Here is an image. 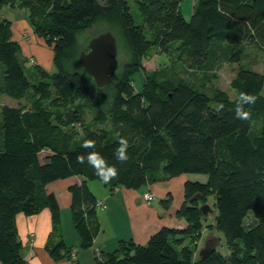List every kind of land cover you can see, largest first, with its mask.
I'll list each match as a JSON object with an SVG mask.
<instances>
[{"label": "trees", "instance_id": "obj_1", "mask_svg": "<svg viewBox=\"0 0 264 264\" xmlns=\"http://www.w3.org/2000/svg\"><path fill=\"white\" fill-rule=\"evenodd\" d=\"M180 1L0 0V90L17 100L1 106L0 264H27L17 214L47 207L59 232L60 206L48 184L71 176L81 178L69 186L73 224L81 245H93L97 197L88 182L101 180L91 166L76 161L91 151L81 147L86 139L96 140V150L119 168L118 179L101 181L110 190L184 173L208 176L185 182L179 211L188 221L185 228L164 226L146 244L122 240L114 250L98 252L97 264H264V74L244 62L249 47L264 56V0H196L189 19ZM5 6L25 7L37 35L52 47L56 70L36 63L37 82L26 75ZM111 15L132 59L116 79L110 102L98 103L89 123L90 75L79 64L77 35ZM153 49L170 63L145 70L142 59ZM227 62L237 65L233 96L207 87ZM139 70L145 80L137 91L133 75ZM240 92L259 97L248 121L234 115ZM219 104L224 108L217 113ZM120 136L131 145L125 163L114 159ZM207 202L216 209L214 221L200 210ZM205 228L223 231L226 253L216 249L200 259L196 241ZM46 247L56 259L73 252L62 238Z\"/></svg>", "mask_w": 264, "mask_h": 264}, {"label": "crops", "instance_id": "obj_2", "mask_svg": "<svg viewBox=\"0 0 264 264\" xmlns=\"http://www.w3.org/2000/svg\"><path fill=\"white\" fill-rule=\"evenodd\" d=\"M187 180L186 175L183 174L149 183L140 188L117 187L110 190L111 195L106 192V189L99 194L97 192L95 194L97 202L103 201L104 205L96 204L94 253L112 251L122 240L146 244L150 236L164 226L185 228L188 221L180 215L179 211L185 201L184 185ZM80 182L79 176H71L48 184V190L54 192L58 199L60 210L63 207L69 209L67 214L70 211L72 223L69 186ZM146 191L154 194L152 200L147 201L143 198V193ZM60 219L62 221L61 213ZM16 223L19 235L25 243L24 258L27 264H77L80 262L79 251L75 247L77 243H81L80 234L77 232L78 236L75 234L71 240L65 238L63 232H55L56 228L53 226L49 208L45 207L39 213L31 215L19 213L16 216ZM60 238L67 246L75 250L74 256H70V252L63 250L67 252V257L72 258L56 259L48 252L47 244H55ZM202 239L203 234L196 241L198 252Z\"/></svg>", "mask_w": 264, "mask_h": 264}, {"label": "rangeland", "instance_id": "obj_3", "mask_svg": "<svg viewBox=\"0 0 264 264\" xmlns=\"http://www.w3.org/2000/svg\"><path fill=\"white\" fill-rule=\"evenodd\" d=\"M196 0H181V11L183 12L186 19L191 17L193 5ZM135 6L134 2H132ZM3 13L5 17L9 18L12 21V30H13V39L17 38V41L21 45L22 53L21 56L24 58V68L26 71V75L32 82H37L40 79V76L36 70L35 64H40L44 69L49 72H53L56 70L53 63V50L52 47L46 43L43 37L37 35L34 26L31 24L29 19V11L25 7H10L5 6L3 8ZM2 13V14H3ZM114 15H111L110 18H97L93 24L80 31L77 35V45H78V57L82 50L87 48V45L93 37L99 35L100 33H104L106 31H110L116 38L117 43V59H118V69L113 76V80L104 86H97L93 77H89V92L90 99L87 101L86 107V121L90 123L92 115L96 108L102 104V107L107 105L111 100V95L116 85V79L120 77L122 71L129 64L132 59L131 52L127 46V43L122 35L121 29L119 27L118 22L115 19ZM244 62L252 67L253 69L264 74V56H262L255 48L249 47L245 51ZM79 60V59H78ZM170 61L168 57L164 54H160L155 49L152 50L151 54L147 57H143L142 64L145 70H153L160 66L169 64ZM80 64V62H79ZM237 65L234 63H224L222 66L216 70V76L212 77L208 82V88L220 87L223 90L229 92L232 96L234 95L233 89L230 87L231 79L233 78L236 72ZM181 74V70H179ZM184 73L185 76H188L192 79L199 78V74H191ZM145 80V75L143 70H139L133 75V85L135 89L142 90L143 84ZM2 83V64L0 62V85ZM17 100L8 96L7 94L1 92L0 90V127H1V106L4 103H8L10 105L16 104ZM100 103V105H98ZM93 111V113H92ZM2 142L1 132H0V143ZM183 175V174H182ZM186 178L189 180H198L205 182L207 180V174L205 173H184ZM89 187L94 192V194H99L106 189V192H109L111 195L109 187L105 186L99 180H89ZM158 200V199H157ZM208 202L213 205L214 197L209 196ZM65 207L61 208L60 213L62 217L61 224L59 225V231L65 235L67 239H73V236H78L77 231L75 230L72 220L70 219V211H68ZM57 230H55L56 232ZM210 232H213L219 239V244L217 246V250L223 253L228 251L226 238L222 230L205 228L203 230V239L201 242V247H203L204 242L208 239ZM80 240H82L80 238ZM79 251L80 262L77 264H97L95 256L97 254L94 253L95 247L88 246L84 247L81 243H77L76 246ZM199 249V250H200ZM88 253H86V252ZM76 262V261H75ZM136 264V263H133Z\"/></svg>", "mask_w": 264, "mask_h": 264}, {"label": "water", "instance_id": "obj_4", "mask_svg": "<svg viewBox=\"0 0 264 264\" xmlns=\"http://www.w3.org/2000/svg\"><path fill=\"white\" fill-rule=\"evenodd\" d=\"M117 54L116 38L110 31H106L90 39L87 48L79 54V61L83 69L93 77L96 85L104 86L113 80L118 69ZM198 197L200 195L196 194L190 201ZM200 210L204 218L212 221L216 219V209L208 202L201 204ZM218 244V237L210 232L208 239L198 252L200 259L216 251Z\"/></svg>", "mask_w": 264, "mask_h": 264}, {"label": "clouds", "instance_id": "obj_5", "mask_svg": "<svg viewBox=\"0 0 264 264\" xmlns=\"http://www.w3.org/2000/svg\"><path fill=\"white\" fill-rule=\"evenodd\" d=\"M258 96L248 92H240L234 103V115L236 119L248 121L251 119V106L255 105ZM224 108L223 104L215 107V111L219 113ZM119 135V134H118ZM97 141L94 139H86L82 142L81 147L85 150L91 149L86 153L76 156L77 163L83 165L87 163L95 170V174L104 184H108L119 177V168L115 164H110L100 151L96 150ZM129 139L120 136L118 147L115 149L114 159L120 163H125L129 159L128 149L130 147Z\"/></svg>", "mask_w": 264, "mask_h": 264}, {"label": "built area", "instance_id": "obj_6", "mask_svg": "<svg viewBox=\"0 0 264 264\" xmlns=\"http://www.w3.org/2000/svg\"><path fill=\"white\" fill-rule=\"evenodd\" d=\"M153 197H154V194L152 192H150V191H146V192L143 193V198L145 200H147V201L152 200ZM97 205H99V206L100 205H104V202L103 201H98ZM72 256H74V250H73Z\"/></svg>", "mask_w": 264, "mask_h": 264}]
</instances>
